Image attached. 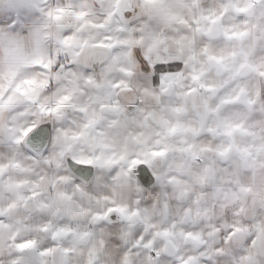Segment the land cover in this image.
Instances as JSON below:
<instances>
[{"label": "clouds", "instance_id": "clouds-1", "mask_svg": "<svg viewBox=\"0 0 264 264\" xmlns=\"http://www.w3.org/2000/svg\"><path fill=\"white\" fill-rule=\"evenodd\" d=\"M0 264H264V0H0Z\"/></svg>", "mask_w": 264, "mask_h": 264}]
</instances>
